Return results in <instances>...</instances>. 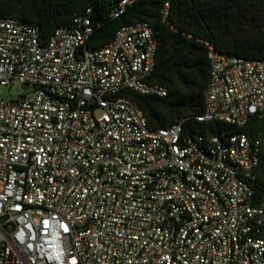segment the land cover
Listing matches in <instances>:
<instances>
[{
    "label": "built area",
    "instance_id": "2783aa9c",
    "mask_svg": "<svg viewBox=\"0 0 264 264\" xmlns=\"http://www.w3.org/2000/svg\"><path fill=\"white\" fill-rule=\"evenodd\" d=\"M101 25L87 9L43 40L32 23L0 18V86L26 90L0 100V264H264L262 143L243 131L264 118V59L205 43L196 121L221 127L152 131L126 92L168 94L153 81V28L123 26L93 48Z\"/></svg>",
    "mask_w": 264,
    "mask_h": 264
},
{
    "label": "trees",
    "instance_id": "16d2710c",
    "mask_svg": "<svg viewBox=\"0 0 264 264\" xmlns=\"http://www.w3.org/2000/svg\"><path fill=\"white\" fill-rule=\"evenodd\" d=\"M121 0H0V18H17L38 28L43 40L55 29L70 26L75 15L93 10L95 29L89 46L110 42L116 31L137 22H149L157 41L153 81L168 89L164 98L127 95L138 104L150 130L167 128L184 120L193 132L211 133L217 123H199L205 108L204 91L210 74L208 47L250 60L264 59V0H137L118 19L110 14ZM169 3L168 23L160 14ZM223 127V126H222ZM232 132L234 128L227 127ZM261 140V163L253 186L264 203V118L243 128Z\"/></svg>",
    "mask_w": 264,
    "mask_h": 264
},
{
    "label": "rangeland",
    "instance_id": "374dc122",
    "mask_svg": "<svg viewBox=\"0 0 264 264\" xmlns=\"http://www.w3.org/2000/svg\"><path fill=\"white\" fill-rule=\"evenodd\" d=\"M25 91V88H23L20 84H14L8 87L0 86V100L16 99Z\"/></svg>",
    "mask_w": 264,
    "mask_h": 264
}]
</instances>
